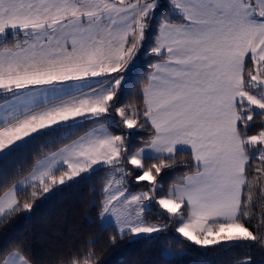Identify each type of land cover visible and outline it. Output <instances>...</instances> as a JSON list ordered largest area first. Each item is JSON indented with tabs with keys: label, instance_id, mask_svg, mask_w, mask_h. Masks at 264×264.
<instances>
[{
	"label": "snow or ice",
	"instance_id": "obj_1",
	"mask_svg": "<svg viewBox=\"0 0 264 264\" xmlns=\"http://www.w3.org/2000/svg\"><path fill=\"white\" fill-rule=\"evenodd\" d=\"M141 58L135 100L121 103ZM57 143L0 189V225L22 211L31 219L36 201L106 170L99 218L102 231L116 233L111 246L158 244L171 224L166 238L181 248L241 249L229 264H256L251 249L264 253V203L254 199L259 187L264 202V0H0V163ZM130 178L146 190L132 192ZM153 207L166 222L152 221ZM0 264L41 261L22 235L0 248ZM60 264L101 260L88 250Z\"/></svg>",
	"mask_w": 264,
	"mask_h": 264
},
{
	"label": "trees",
	"instance_id": "obj_2",
	"mask_svg": "<svg viewBox=\"0 0 264 264\" xmlns=\"http://www.w3.org/2000/svg\"><path fill=\"white\" fill-rule=\"evenodd\" d=\"M145 61L146 58L137 61V73L129 78L131 88L125 86L121 103L135 100L134 93L137 91L136 84L139 82L137 74L146 71ZM87 127H90V125L82 129L78 135L87 130ZM145 135L141 132L132 138L136 147L142 144ZM61 146V143L47 146L37 145L31 152L18 156L10 163H0V171L7 174L6 183L3 179H0V189L18 183L29 174L37 160L50 152L56 151ZM177 159L179 161L188 159V157L181 155ZM181 171L182 169H177L168 172L165 181L170 183ZM162 175L164 174L162 173ZM249 175L252 176L254 173L250 171ZM106 178V170H102L90 179L65 189L52 199L43 202L36 201L39 207L33 211L31 219H26V214L22 211L11 218L9 222L0 225V248L19 236H27L33 254L41 261V264H60L61 260L70 259L78 252L82 258L83 253L88 250H93L99 254L101 264H157L158 261L160 264H229V261L234 257L246 254L244 250L234 249L223 253L209 251L207 255H203L197 246L181 248L166 238L175 234L174 227L171 224L168 225L167 232L161 234L159 243L163 244V248L159 246V243L149 244L145 241L129 244L128 238L122 241L118 239L116 245L111 246L109 238L116 233L114 230L102 231L99 218L101 211L99 201L102 199L99 192ZM146 183L135 182L134 185H129V188L134 191L138 188H144ZM261 183L264 184V177H261ZM28 191L30 192L31 189H28ZM20 198L23 199L24 196L21 194ZM254 199L257 204L264 203L259 187L255 191ZM94 201L96 206H93ZM160 211L162 210L153 207L151 213H149L153 222H166L158 218L157 214ZM89 241H95L91 249H89ZM169 247L177 253L187 251L190 255L182 259L179 256L165 259L162 252ZM250 254L256 264H264V253L253 247Z\"/></svg>",
	"mask_w": 264,
	"mask_h": 264
},
{
	"label": "rangeland",
	"instance_id": "obj_3",
	"mask_svg": "<svg viewBox=\"0 0 264 264\" xmlns=\"http://www.w3.org/2000/svg\"><path fill=\"white\" fill-rule=\"evenodd\" d=\"M135 184V180H133V178H130V180H129V185H134ZM141 190H146L145 188H138V189H136V190H134V191H132V192H137V191H141Z\"/></svg>",
	"mask_w": 264,
	"mask_h": 264
}]
</instances>
